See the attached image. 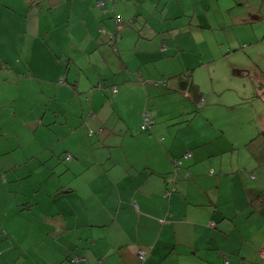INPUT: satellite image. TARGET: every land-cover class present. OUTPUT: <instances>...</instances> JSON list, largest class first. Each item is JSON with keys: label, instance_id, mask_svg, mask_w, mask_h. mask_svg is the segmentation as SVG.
<instances>
[{"label": "crops", "instance_id": "0c3cea01", "mask_svg": "<svg viewBox=\"0 0 264 264\" xmlns=\"http://www.w3.org/2000/svg\"><path fill=\"white\" fill-rule=\"evenodd\" d=\"M97 1L42 0L29 6L28 0H0V82L19 73L24 90L35 87L24 98L41 106L31 115L39 129L36 147L47 159L55 155L51 148L64 153L63 160L72 156L64 160L68 184L52 175L64 164L49 162L37 182L45 194L8 197L6 211L0 198V264H264V206L255 199L264 192V152L259 150L258 162L247 143L235 139V115L227 116L226 126L214 123L210 109L216 101L194 80L178 44L166 51L169 1L104 0L103 7ZM11 8L24 14L10 17L18 21L14 48L6 23ZM237 13L228 15L238 19ZM113 14L125 21L115 30L116 43L132 58L129 66L102 68L106 48L99 47L106 31L115 29ZM248 16L249 23L259 21ZM237 19L234 24H240ZM126 40L138 48L132 54ZM10 50L15 58H7ZM155 59L183 64L157 69ZM163 80L166 86L153 85ZM145 113L152 125L142 132ZM200 121L204 126L196 131L193 124ZM258 128L263 132L264 124ZM65 138L68 146L58 145ZM243 148L249 157H240ZM175 162L181 168L176 180ZM0 165L2 185L7 160ZM257 180L261 184L251 185ZM138 249L145 252L143 262Z\"/></svg>", "mask_w": 264, "mask_h": 264}, {"label": "rangeland", "instance_id": "374dc122", "mask_svg": "<svg viewBox=\"0 0 264 264\" xmlns=\"http://www.w3.org/2000/svg\"><path fill=\"white\" fill-rule=\"evenodd\" d=\"M163 1L166 3L169 1L164 10L166 18L163 25L167 27L165 29L172 26V30L166 31L168 40L163 42L166 51L167 49L174 50L173 45L178 44V50L184 56V65L193 69L194 80L200 84L205 95H210L216 101L210 109L216 119L214 123L226 126L227 116L235 115L233 118L237 123L235 124L238 133L235 139L241 144L250 142L260 133L258 132L260 128L255 131L256 127L264 124V77L260 76L262 73L264 76V0H243L240 5L233 4V0H201L202 5L199 0ZM236 2L240 3L238 0ZM190 3L193 7L196 6V11L190 9ZM232 5L234 7L228 10ZM181 9L187 12H181ZM17 11L11 8L7 13V31L9 26H12L9 34L13 42L11 48L15 47L13 27L18 21L10 17H14ZM229 11L238 12L236 15L239 18H230ZM2 12L0 11V17ZM177 13H181L182 16L178 17ZM242 14L247 18L239 16ZM248 15L259 17V21L249 23L247 19L250 16ZM223 17L226 18L228 24H223ZM233 19H237L236 21L240 24H234ZM176 27L177 34L173 30ZM157 28L161 29V26L158 25ZM249 36L256 37L257 42L249 40ZM216 37L219 39L218 42L215 40ZM125 43L130 45L131 54L138 49L133 40H126ZM243 43L245 48H241ZM102 44L105 45H100L99 48H106L103 55H100L102 68L117 63L123 67L124 65L129 66L132 56L129 51L122 50L120 42L105 39ZM94 51L98 54L100 50L96 47ZM137 55H139L138 52ZM7 58H15L13 50L7 53ZM136 58L135 56L134 59ZM159 60L155 59L157 69H168L169 65L175 62L183 64L178 60H173L171 63ZM9 65L7 64V68ZM18 77V74H14L11 82H0V163L7 160V171L5 172L7 183L0 184V198L3 199L4 211L7 210L8 197H16L20 200L24 195L35 196L46 193L44 189L38 187L37 182L45 178L43 172L50 166L49 162L57 165L64 164L60 171L53 172L51 168L50 173L53 172L52 175L60 178L64 185L69 182V175L63 172L66 164L62 158L64 153H57L55 148H51L55 155L47 159L46 151L36 147L39 141V129L37 124L31 120V115L38 112L41 106L24 98L27 93L35 92V87L28 85L27 90H24L26 82L18 83ZM110 89L114 90L113 86ZM81 95L86 98L85 93L82 92ZM161 104H166V102H161ZM193 125L196 131H201L204 122H196ZM68 143L69 140L65 138L58 145L68 146ZM244 156L249 157L246 148L240 151V157ZM44 160L47 162H43ZM15 161L21 164L16 165L15 163L18 162ZM13 164L16 166L11 168ZM3 167L0 165V172ZM255 184H261V182L252 181L251 185ZM47 186L49 191H52L49 182ZM2 221L7 228V215L4 213Z\"/></svg>", "mask_w": 264, "mask_h": 264}, {"label": "trees", "instance_id": "16d2710c", "mask_svg": "<svg viewBox=\"0 0 264 264\" xmlns=\"http://www.w3.org/2000/svg\"><path fill=\"white\" fill-rule=\"evenodd\" d=\"M42 0H28V2H29V6H38V4L41 2ZM51 2H53L54 0H50ZM116 2L117 0H110V2ZM115 2H114V4H115ZM97 5L98 6H101V7H103L104 6V0H98L97 1ZM17 13L20 15V16H24V14H22L21 12H20V10H18L17 11ZM112 22L114 23V27H115V29L113 28V29H111L110 31L109 30H107L106 31V34H108V37H107V39H108V41H117L118 39H117V33H116V31L115 30H117V27H119V26H121V25H123L124 23H125V21L122 19V17L119 15V14H117V15H112ZM104 30H100V32L102 33ZM68 61L69 60H67V69H68V67H69V63H68ZM7 70H8V72H10V68L8 67L7 68ZM7 74H10V73H7ZM188 74V73H187ZM186 74V75H187ZM18 75H20L19 73H18ZM164 81V80H163ZM166 81H164V82H161V81H155V82H153V85L154 86H156V87H159V86H162V87H164V86H166L167 84L165 83ZM187 86V83L185 82V81H182L181 82V87H182V89L184 88V87H186ZM192 86V85H191ZM192 87H194V86H192ZM179 90V89H178ZM199 112V108H196L194 111H193V113H198ZM145 115H147V118H148V120L147 121H145ZM153 123H154V121H153ZM151 125H152V120L150 119V117L148 116V114H144V116H143V122H142V124H141V126H140V129H141V131L142 132H146V131H148V130H150V127H151ZM264 131L263 132H261V133H259L258 135H257V137H255V138H253L250 142H248L247 144H246V148L247 149H252L251 150V154L254 156V160H257L258 162H260V152H259V150H261L262 152H264ZM262 148V149H261ZM64 160L65 161H70V160H72V156L70 155V154H67V155H65V157H64ZM264 161V160H263ZM177 163V162H176ZM176 168H178V170H177V172H176V174L174 175V180H176V179H178L179 178V175H180V163L179 164H175V166H174V168H173V170L175 171V169ZM174 174V173H173ZM0 177H2V175H0ZM173 191H176V189H175V186L173 187ZM165 196H168V194H166ZM256 197L257 198H255V199H257L258 200V203L259 204H262L263 206H264V192L263 191H261V192H258L257 194H256ZM261 212V215L263 216V218H264V208L260 211ZM142 250V249H141ZM144 251V250H143ZM140 261V260H139ZM144 261V260H143ZM143 261H140V262H143Z\"/></svg>", "mask_w": 264, "mask_h": 264}, {"label": "built area", "instance_id": "2783aa9c", "mask_svg": "<svg viewBox=\"0 0 264 264\" xmlns=\"http://www.w3.org/2000/svg\"><path fill=\"white\" fill-rule=\"evenodd\" d=\"M148 120V118H147V115H145V121H147ZM190 154H186L185 155V157H188ZM180 162H175V164H179ZM177 170H178V168H177ZM136 255H137V258L140 260V261H143L144 260V258H145V252L143 251V250H141V249H138L137 251H136Z\"/></svg>", "mask_w": 264, "mask_h": 264}]
</instances>
